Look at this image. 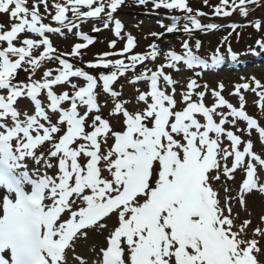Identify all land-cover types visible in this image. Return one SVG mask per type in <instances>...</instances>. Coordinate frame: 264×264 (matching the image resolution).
Instances as JSON below:
<instances>
[{
    "label": "snow or ice",
    "instance_id": "6c2138e0",
    "mask_svg": "<svg viewBox=\"0 0 264 264\" xmlns=\"http://www.w3.org/2000/svg\"><path fill=\"white\" fill-rule=\"evenodd\" d=\"M136 2L183 13L150 34L182 32L179 52L162 54L156 43L136 52L114 17L124 0H0L11 22L0 23V264H264V227L237 223L230 202L247 210L246 194H264V126L247 114L241 92L254 93L264 114V83L235 85L238 105L223 84L210 90L199 81L220 63L219 51L209 65L197 54L200 41H190L222 25L203 23L209 13L188 0ZM203 5L214 17L248 18L249 5L264 3ZM86 21L115 38L84 64L95 43L81 30ZM254 27L264 31L258 19ZM67 34L78 42L60 52L51 37ZM118 40L126 42L117 48ZM256 44L264 49V39ZM237 172L238 195L222 202L214 185ZM89 232L104 240L84 256L77 241Z\"/></svg>",
    "mask_w": 264,
    "mask_h": 264
},
{
    "label": "rangeland",
    "instance_id": "374dc122",
    "mask_svg": "<svg viewBox=\"0 0 264 264\" xmlns=\"http://www.w3.org/2000/svg\"><path fill=\"white\" fill-rule=\"evenodd\" d=\"M210 2L218 3L217 0H210ZM262 3H264V0H261ZM49 3H51V0H49ZM189 6L193 8L198 7H204L203 0H188ZM41 11L43 9L41 8ZM120 13L114 14V17L116 20H119L122 24V35L127 36L131 35L135 38L137 41V45L135 48L136 52H142L146 51L148 49V46L152 43H156L161 48V53L163 54L164 51L167 50H175L177 52L181 49V40L180 37L183 36L182 32H177L173 34H166L160 39H156L151 33H162L166 32V28L168 26H171V21L173 17H182L183 13L178 11H172L169 12L165 9H156L153 10L152 6L149 4L148 6H139L136 2V0H124V4L120 7ZM70 15V13H69ZM212 19L213 22L218 24L219 21L225 17H214L212 15H209L208 17H204ZM262 18H264V6H254L249 5V16L248 18L241 17L238 13H234L231 22H226L222 24V27H220L217 30H211L206 33L201 32H195L193 33V40L190 41L191 44L195 45V42L197 40L200 41L201 47L197 51V54L203 58L204 60H211V57L216 53V51H219L220 57H226L232 58L231 56H243L248 54L247 51H259V47L256 45L251 46L247 49L242 50L241 52H238L240 47L239 43L236 47L237 49H234L233 52H230L228 47L235 46L236 39L233 40L232 34L236 31L232 28L228 27L231 23H237L244 25L246 24L243 31H245L246 36L248 39H254L256 36L259 38H264V34L255 33L254 28V21L260 20L262 25H264V21H262ZM202 19V18H201ZM264 20V19H263ZM203 23L207 24L202 20ZM0 23H3L4 25H8L11 22L9 21L7 16L0 15ZM101 27L102 28V22L100 21H86L81 24V30L89 35L96 34L95 43L90 46L87 50H85L86 54L83 57L82 63L86 64L89 60H92L93 57L98 53H103L105 51H108V42L111 39H114L115 37L112 35V32L108 29H103L100 32H93L92 28L94 26ZM114 23V22H113ZM180 24H183V20L180 21ZM114 26V24H113ZM239 31V30H238ZM230 36V37H229ZM225 37H229L227 39L228 42H225ZM54 47L58 49L60 52H67L70 51L71 46L78 42L76 38L71 35L67 34V38L61 37L59 35L52 36L51 37ZM232 39V40H231ZM233 41V42H232ZM126 41L124 40H118L117 41V48H120L123 46V44ZM223 42V43H222ZM232 42V44H231ZM252 42V40L250 41ZM234 43V44H233ZM232 45V46H229ZM228 46V47H225ZM221 47V48H220ZM161 54V60L163 58ZM159 62V61H158ZM37 76H39V73H37ZM188 75L184 73V78H186ZM228 76L226 75H220L217 76L216 74L213 75L212 72H202V78L200 79V83L207 84L209 89L217 88L218 85L223 84V92L222 95L228 99L231 103L234 105H238V98L234 95H231V93L234 90V86L238 84H242L245 82H251L252 78H255V80L260 81L261 83H264V73H254L249 72V80H242L243 76L241 72L236 73V75L230 76V79L226 80ZM178 79L180 77H177ZM19 79L25 80L27 79L26 74L21 71L19 73ZM241 81L240 83H237L236 81ZM141 88L144 87L143 84L139 85ZM179 90V89H178ZM125 91H129V89H125ZM242 94L245 97L246 100V112L253 118H256L258 122L264 126V114L261 113L260 109L258 108L256 101L258 100V97L252 92H244V90H241ZM101 103H103L104 97H101ZM206 102L211 104L212 98L210 96L206 97ZM22 103H27V101H22ZM105 115L107 114V109H104ZM115 126V122H114ZM240 127H245L243 123L239 125ZM244 139H247L246 136L242 137ZM255 133H253V139H255ZM227 143V142H225ZM256 150L259 152L261 149V146L257 143L255 145ZM242 182V174L240 172H237L235 175L234 180H227L226 178L221 179V181L217 182L214 186L219 189V195L221 197V201H224V198L227 196L236 197L238 195L239 186ZM223 186V187H222ZM230 189L229 192H225L224 188ZM252 194H256V199H253L250 195L246 194L245 198L247 201V210H245L239 203H237L236 199H232L230 202L233 205V213L239 214V219L237 220V223H240L244 219H250L252 222V228H255L257 226L264 227V223H261V217L264 216V194L259 193L258 191H254ZM109 227H111L113 221H107ZM106 235V233H105ZM252 236V231L249 229V238ZM104 236H101L95 232H89V236L87 240L81 239L77 241V247L76 251L78 253H81L84 256H88L90 254V246L95 244H100L103 242ZM257 239H259L257 237ZM102 241V242H101ZM86 244V248H84V244ZM260 247L262 249V253L258 257L261 261H264V240H260Z\"/></svg>",
    "mask_w": 264,
    "mask_h": 264
},
{
    "label": "bare ground",
    "instance_id": "6f19581e",
    "mask_svg": "<svg viewBox=\"0 0 264 264\" xmlns=\"http://www.w3.org/2000/svg\"><path fill=\"white\" fill-rule=\"evenodd\" d=\"M208 63L209 65H211L212 61L208 60ZM209 71L213 73L216 72L217 76H220L221 74L228 76L226 80L230 79V76L236 75V73L241 72L243 76L242 80H249V72H254L257 74L264 73V51L246 54L235 59H226V57H222L220 63L215 67H210ZM185 74L189 75L187 71L185 72ZM236 82L240 83L241 81L237 80ZM250 196L253 199L257 198L256 194H251ZM86 244L87 243L83 245L84 248H86Z\"/></svg>",
    "mask_w": 264,
    "mask_h": 264
}]
</instances>
